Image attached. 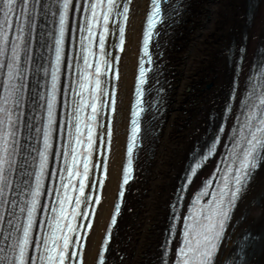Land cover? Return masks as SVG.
Returning <instances> with one entry per match:
<instances>
[{
  "label": "snow or ice",
  "instance_id": "obj_1",
  "mask_svg": "<svg viewBox=\"0 0 264 264\" xmlns=\"http://www.w3.org/2000/svg\"><path fill=\"white\" fill-rule=\"evenodd\" d=\"M150 2L151 10L142 36L136 108L132 112L121 191L97 256L98 264H106L105 253L120 213L123 189L134 173L133 153L140 147L138 118L144 111L141 106L143 86L148 82V73L153 71L154 63L150 44L160 35L157 25L164 22L161 5L167 0ZM131 4L132 0H0V74L4 76L0 80V264H83L87 234L101 203L113 136L111 116L116 105L115 85L110 95L108 77L119 79L120 56L113 55L109 49L124 50ZM77 14L82 17L79 24L75 20ZM41 15H50L55 28L47 34L49 43L45 45L50 54L49 62L37 66L45 80L41 87L46 89L37 95V107L43 112V123L35 128L40 147L34 149L31 162L34 171L25 173L31 181H25L29 199L23 200L24 206H18L12 176L21 147L19 130L23 113L17 109L22 108L23 91L27 87V68L21 66V52L27 55L28 61L32 60L28 55L26 28L35 31L36 17ZM13 32L16 33L14 40L10 39ZM110 36L117 42L109 44ZM72 45L79 47L74 56ZM261 68L264 69V63ZM65 74L72 79L62 86L61 76ZM260 75L264 77V71ZM258 78H248L251 90L241 97L235 116L239 127L234 124L230 129L232 146L228 154L216 166L213 175L202 181L184 216L176 212L171 215L172 223L161 245V264H169L177 225H180L181 238L172 264H213L236 201L246 190L256 168L264 162V85L258 87L252 82ZM86 87L89 88L87 96ZM235 99L234 87L230 101ZM58 107L70 109L59 120ZM86 109L90 111L85 118ZM105 109L109 117L107 124L103 120ZM227 112H232L231 103ZM25 126L32 130L31 122ZM224 131L222 126L203 151L197 150L191 156L176 190L173 209L181 207L185 193L200 170L216 156ZM60 140L66 143L54 150V141ZM53 161L59 162L61 167L49 170ZM46 181L56 182L58 186L46 188Z\"/></svg>",
  "mask_w": 264,
  "mask_h": 264
},
{
  "label": "bare ground",
  "instance_id": "obj_2",
  "mask_svg": "<svg viewBox=\"0 0 264 264\" xmlns=\"http://www.w3.org/2000/svg\"><path fill=\"white\" fill-rule=\"evenodd\" d=\"M147 4L148 0L133 3L121 56L120 101L109 174L88 236L84 264H95L117 195ZM177 9L161 39L163 54L157 77L163 87L162 108L152 122L159 129L147 139L149 153L142 149L139 171L113 237L107 264H159L169 204L185 172L189 154L196 142L206 144L218 128L232 91L241 46L245 50L234 112L256 50L260 44L264 45V0H180ZM213 165L197 177L194 188ZM227 234L217 264H222L237 248L245 254L243 264H264V162L248 184ZM243 235L249 240L237 246L235 242Z\"/></svg>",
  "mask_w": 264,
  "mask_h": 264
},
{
  "label": "rangeland",
  "instance_id": "obj_3",
  "mask_svg": "<svg viewBox=\"0 0 264 264\" xmlns=\"http://www.w3.org/2000/svg\"><path fill=\"white\" fill-rule=\"evenodd\" d=\"M145 152L148 154L149 152L147 151V149L145 150Z\"/></svg>",
  "mask_w": 264,
  "mask_h": 264
}]
</instances>
